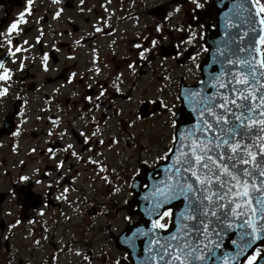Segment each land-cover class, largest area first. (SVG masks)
Masks as SVG:
<instances>
[{
    "label": "flooded vegetation",
    "instance_id": "1",
    "mask_svg": "<svg viewBox=\"0 0 264 264\" xmlns=\"http://www.w3.org/2000/svg\"><path fill=\"white\" fill-rule=\"evenodd\" d=\"M223 1L34 0L9 36L27 0H0L12 70L0 81V264H133L117 238L141 218L135 186L174 146L181 89L201 80Z\"/></svg>",
    "mask_w": 264,
    "mask_h": 264
},
{
    "label": "snow or ice",
    "instance_id": "2",
    "mask_svg": "<svg viewBox=\"0 0 264 264\" xmlns=\"http://www.w3.org/2000/svg\"><path fill=\"white\" fill-rule=\"evenodd\" d=\"M80 2L83 4L84 0ZM33 3L34 0H27V12L21 13L18 21L9 27V36L22 31L19 25L27 23L25 15L31 14ZM245 4L250 7L246 8ZM62 11H57L55 16L59 17ZM244 12L248 15L240 19ZM232 16L256 33L255 18L264 26V0H243ZM101 31L96 28V32ZM248 35L249 32H244L239 44L235 40L226 42L235 44V48L218 50L220 58H214L213 63L219 65V71H212L207 80L200 81L201 89L186 94L190 102L195 101L196 123L178 131L172 138L175 147L168 148L160 157L168 162L162 169L164 179L154 184V190L145 197L149 201L145 212L155 219L147 231L138 229L131 239L134 248L136 238H147L146 261L152 264H209L213 260L239 264L241 257L243 264H264V34L259 35L258 45L255 37L245 42ZM3 36L0 33V40ZM7 43L12 45L13 41L9 39ZM152 43L155 45L156 41ZM24 51L27 49L22 46L9 49L12 56ZM42 60L47 70L48 53H44ZM0 70H3L0 81L12 79V70L3 62ZM8 91V87L0 88V97ZM84 143L88 144L89 138L85 137ZM58 167L62 168L63 162ZM104 170L102 167L101 171ZM180 200L183 208L174 211L170 205ZM170 226H175L174 232L158 235ZM229 231L238 237L231 240L237 251L234 256L224 254L228 256L224 259L217 255V250ZM257 242L261 246L254 247Z\"/></svg>",
    "mask_w": 264,
    "mask_h": 264
},
{
    "label": "water",
    "instance_id": "3",
    "mask_svg": "<svg viewBox=\"0 0 264 264\" xmlns=\"http://www.w3.org/2000/svg\"><path fill=\"white\" fill-rule=\"evenodd\" d=\"M243 0H224L223 5H219L218 2H214L212 5V11L218 15L219 22L216 29H210L207 31L206 36V44L208 46V54L207 58L201 63V75L202 80H207L209 73L212 71H219V65L214 64L213 60L214 58H220L218 56V50H223L226 47L235 48V44H228L226 42L235 40L236 44L241 43L239 37L244 32H249V35L244 37V41L247 42L249 39L255 37V43L258 45L259 40L258 37L260 34H264L261 32L262 29H264V26L259 25V18L256 19L255 27L257 29L256 33H252L250 31L249 25L247 24H240V21L236 19L234 16H232L233 10L236 8L237 4L242 3ZM246 8L250 7L249 4L244 5ZM248 15L247 12H244L243 15L240 17V19H243ZM231 18V19H230ZM233 24L238 25V27H232ZM227 33V35H226ZM200 82L196 85L192 86H184L182 87V90L180 92V98H181V106L177 112L176 115V134L178 131L182 132L186 128L192 126L196 123V113L194 111V103L189 101L186 94L188 92L197 91L201 89ZM209 92H211V88L207 89ZM175 147V145H174ZM168 162L163 161L158 166H156L153 170H146L144 172L143 177V184L140 182L135 186V190L138 192V196L135 197L134 201L137 202L140 206L139 208V214L141 218L134 222L133 224H130L126 231V238H117L118 245L123 246L129 253V260L132 261L133 264H152V262L146 261V257L149 255L147 252V238L146 237H139L134 240L135 247L133 248L131 239L133 238V234L138 229H143L147 231L151 227L152 220L155 219V217H149L145 209L148 206L149 201L145 199V197L149 196L150 193L154 190L153 185L156 184L158 181H161L164 179V172H163V166H165ZM143 185H146V188H142ZM174 211H178L183 208V201H173L172 205ZM175 226H170L167 230H160L158 232V235L160 236H167L169 232H174ZM237 235L234 234L232 231H229L227 236L224 237L223 244L220 249L217 250V255L222 256L224 259H227L228 256H225L224 254H230L231 256H234L237 249L236 247L231 243V240L237 239ZM163 243V241H161ZM261 246V242H257V245H254V247ZM251 249L249 250L248 254H251ZM244 257L240 258L239 264H243ZM209 264H223V260L219 262L210 261ZM229 264H237L236 261H231Z\"/></svg>",
    "mask_w": 264,
    "mask_h": 264
},
{
    "label": "rangeland",
    "instance_id": "4",
    "mask_svg": "<svg viewBox=\"0 0 264 264\" xmlns=\"http://www.w3.org/2000/svg\"><path fill=\"white\" fill-rule=\"evenodd\" d=\"M162 121H163V119L161 118V119H160V124H162Z\"/></svg>",
    "mask_w": 264,
    "mask_h": 264
}]
</instances>
